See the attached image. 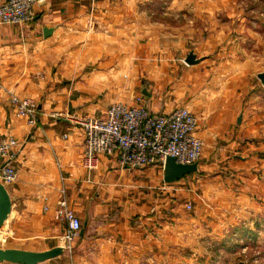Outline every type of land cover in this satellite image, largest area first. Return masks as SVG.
<instances>
[{"label":"crops","instance_id":"1","mask_svg":"<svg viewBox=\"0 0 264 264\" xmlns=\"http://www.w3.org/2000/svg\"><path fill=\"white\" fill-rule=\"evenodd\" d=\"M149 1L46 0L35 7L31 21L0 25V136L12 137L18 144L12 161L17 180L11 185L0 180L11 200L10 215L0 226V248L61 250L37 264H53L68 256L60 240L64 225L55 217L64 187L68 207L81 222L79 236L72 242L71 264L177 263V220L187 221L188 232L191 220L203 221L206 215L175 218V207L162 213L181 186L179 181L166 183L160 165L122 168L115 159L99 155L96 169L88 171L82 164L83 132L70 119L104 115L115 104L133 105L139 92L153 113H169L180 106L191 109L201 102L200 114L193 111L198 118L197 136L203 142L201 163L188 176L192 182L185 184L191 189L208 184V194L201 190L206 199L235 204L239 214L245 213L240 202L229 196L228 186L236 170L254 166L255 159L261 161L264 108L254 100L245 101L244 92L239 98L226 101L217 96L215 100L211 93H219L217 87L200 81L193 82V88L202 89L194 96L193 89L173 91L170 86L166 91L159 77L175 78L178 48L192 43L195 36L203 41V31L215 23L226 28L231 17L234 39H239L236 44H247L245 37L250 38L244 68L234 69L238 73L233 74L257 77L264 72V31H258L259 25L264 27V0H217L215 5L210 0L185 4L172 0L166 8ZM150 13H164L163 20L169 22H151ZM44 29L51 30L48 37ZM174 59L173 65L167 63ZM198 65L180 66L185 84L190 83L191 73L207 64ZM213 71L204 68L199 77H216L218 72ZM152 76L157 80L147 87L143 80ZM170 81L179 84L176 78ZM12 96L37 102L34 126L16 114ZM257 167L264 171V165ZM255 187L262 202L252 198L251 205L264 210V183ZM212 191L218 192L216 197H209ZM168 198L170 203L163 206ZM256 212L246 213L253 218Z\"/></svg>","mask_w":264,"mask_h":264},{"label":"rangeland","instance_id":"2","mask_svg":"<svg viewBox=\"0 0 264 264\" xmlns=\"http://www.w3.org/2000/svg\"><path fill=\"white\" fill-rule=\"evenodd\" d=\"M171 1L172 0H152L147 3H152L151 5L156 7L162 5L166 8L167 4H169ZM217 2V0H210V5H215L217 4ZM178 3L185 4L186 0H178ZM148 15H151V18L150 16H148L147 20L150 21L151 19V22L156 20L169 22L168 20H163V17L167 16L164 13H161L159 16H154V14L151 13ZM261 21H264V17ZM256 22L259 24L261 23L260 20H257ZM225 24L227 26H225L226 28L224 29H221L223 24H221L220 27H218L216 23L211 25L214 28L211 27L203 31V41L202 39H200L199 41L196 40L197 37L195 36L192 43H189L188 41V44L186 46L178 48L176 53L178 74L175 75V78L176 81L179 82V84H170V79H175L173 77H165V80L162 77L161 79L159 77V80L164 82L163 88L166 91L169 90L170 86L172 87L173 91L177 87L181 90H184L186 88L188 89V92H190V90L192 91L193 89V92L196 93L191 94V96H194L197 93L199 94V92L202 91L200 87L196 86L195 88H193V82L200 81L203 86H206L207 84L216 86L220 92L211 93L212 97L215 100H217V96L220 97V100L223 99L226 101L230 98H239L240 94L244 92L243 94H241V97L245 101L254 100L261 108H264V86L261 84L260 80L254 76H235L238 71L234 72V69L244 68L242 65L246 63L244 62V58L245 53L246 55L248 54V49L250 47V38L248 36L245 37L247 44H245V42L243 41V44L237 45L236 43L239 39H234L236 32L233 26V18L231 17V19ZM146 27L148 28L147 25ZM258 29V31H264V27H262V25H259ZM236 31L240 32V30ZM185 47L187 48V50L184 51L183 54V48ZM251 49L253 50L254 47ZM190 52L195 55V58H197V62L193 65L202 63L207 64L206 66L201 67L203 69L206 68L207 71L212 69L214 70L213 72H218V75L216 77H213L212 75H208V77L205 76L204 78L199 77V73L203 72V69L200 70L201 68L198 67V72L196 71L190 74V83L185 84V82L183 81L185 76L183 73L181 74L180 66H184L186 68L188 66H192L186 64L184 61V58H186V56ZM235 56L238 60L237 63H235ZM209 58L210 60H208ZM241 59H243L242 62H240ZM174 62L175 59L167 63L173 65ZM155 80H157V76H152L149 79L143 80V83L145 82V85L147 87H153L155 84ZM141 94L142 93L139 92L137 97H144ZM194 106L195 108L191 109L186 106L180 107H185L192 113L196 110V112L200 114V106H202L201 102H197ZM260 139L263 140L264 136ZM258 158L261 161L257 162L254 158V166L244 168V170L240 169L238 172L236 170L234 174H231V183H229L228 186V188L232 190L229 196H232L231 198H233L234 201L237 200L240 202V210L241 212L245 213L239 214V211L236 210L238 206L235 204L233 205L232 203L223 200L219 204L214 198L211 199V202L210 200L206 199L201 190H207L206 187H209L208 184V186L206 184H204V186L198 185V187L191 189V187L185 184L188 182H192L189 180L190 177H188L190 175L184 177L183 179H181V181L179 180L178 186L181 187L180 189H178V195L175 198H171V203L173 205L171 206L170 198H168L166 201H163V206H167L164 204L166 202H169L170 207H164L162 213H164V215L168 214V212H170V209L175 207L176 211H173L172 213L176 214L175 218L187 217V219H190L191 216L195 218L198 214H205L207 221L191 220L190 228L187 232V221L180 219L177 220L178 243L176 264H264V210L257 207L255 208L251 205L252 198L257 200V202L259 203L262 202V195L260 194L261 192H255L257 189V187L255 186L258 183H264V171L261 167H257V164L259 166L264 165V154L259 155ZM199 163H201V160H199L197 164ZM205 174L207 175L206 172ZM236 175L237 179L235 180L234 176ZM196 178L198 179L199 177ZM235 181H237V183ZM220 187H222V184ZM223 187L227 186L223 185ZM208 192L209 191L207 190L205 193L208 194ZM212 192L214 193V195H209V197H216L215 195H217L218 192ZM186 195L190 198L188 201H186ZM187 205H190L191 208L188 209ZM248 210L257 211L256 217L251 218V216L246 213ZM209 219L216 220L209 221ZM223 219L224 221H220ZM1 244L3 243L0 241V246ZM71 256H73V246H71V250L68 251V256L62 258L61 260L56 259L54 261H51V263L53 262V264H71Z\"/></svg>","mask_w":264,"mask_h":264},{"label":"built area","instance_id":"3","mask_svg":"<svg viewBox=\"0 0 264 264\" xmlns=\"http://www.w3.org/2000/svg\"><path fill=\"white\" fill-rule=\"evenodd\" d=\"M46 0H4L0 2V25H21L34 18V9ZM94 1V0H92ZM11 104L16 114L27 118L28 124L37 122L38 105L33 99L12 96ZM84 135L83 166L95 170L99 155L113 158L122 168L143 169L160 165L167 157L178 164L198 163L203 142L197 136L198 118L185 107H175L169 113L150 112L143 97L134 99L127 106L115 104L103 116L70 118ZM17 141L0 136V180L4 185L13 184L18 170L13 165ZM63 180V178H61ZM63 185V184H62ZM64 187L55 210V217L64 225L60 237L65 250L79 236L81 222L68 207ZM190 209V205H187Z\"/></svg>","mask_w":264,"mask_h":264},{"label":"water","instance_id":"4","mask_svg":"<svg viewBox=\"0 0 264 264\" xmlns=\"http://www.w3.org/2000/svg\"><path fill=\"white\" fill-rule=\"evenodd\" d=\"M51 33L50 29H44L43 34L48 37ZM185 63L193 65L197 62L195 55L189 53L185 58ZM257 78L264 86V72L259 73ZM164 181L166 183L177 182L184 177L196 173L198 164H178L172 157H167L163 163ZM11 212V200L6 188L0 184V226L9 217ZM61 250L54 249L47 252H27L12 248H0V261L13 264H37L57 256Z\"/></svg>","mask_w":264,"mask_h":264}]
</instances>
